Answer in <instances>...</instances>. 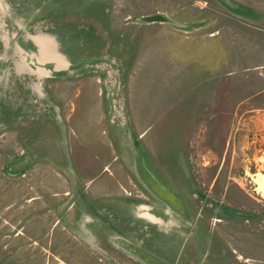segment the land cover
Returning a JSON list of instances; mask_svg holds the SVG:
<instances>
[{
  "label": "rangeland",
  "instance_id": "1",
  "mask_svg": "<svg viewBox=\"0 0 264 264\" xmlns=\"http://www.w3.org/2000/svg\"><path fill=\"white\" fill-rule=\"evenodd\" d=\"M242 4L261 16L247 23L258 21L264 45V0H0V135L5 126L8 130L0 140L18 145L14 160L38 158L31 170L21 172L33 185H18L38 200L19 202L23 195L16 196L17 185L10 179L2 186L0 204L17 200L23 216L0 218V264H128L115 248L128 238L138 247L150 240L149 249L169 262L164 264H176L180 238L174 236L175 227L182 230L184 247L188 242L199 245L193 254L183 249L182 264H199L193 256L202 255L201 243L212 241L221 248L219 255L235 264H264V90L249 97L264 69L245 73L242 81ZM197 18L204 23L199 25ZM149 19L167 22L147 23ZM128 29L140 49L138 59L147 57L145 68L153 81L160 78L161 51L167 48L169 59L179 38L189 44L193 69L204 64L213 44L216 87L187 89L185 96L194 99L198 93L200 105L186 152L196 184L182 217L168 213L153 220L139 214L150 196L134 182L132 189L111 186L107 178L102 184L80 182L95 179L100 171L97 157H104L111 146L104 119L80 112L75 104L79 106L81 94L93 98L101 93L114 100L115 119L109 123L125 124L120 83L127 76L121 71L126 40L121 36ZM208 33L216 35L214 43L197 37ZM189 50L184 48V56ZM245 81H252L250 87H242ZM145 91L160 100L172 92ZM84 101L80 107L87 106L89 100ZM15 126L22 137L15 136ZM163 138L161 156L169 158L168 130ZM30 144L33 154L27 151ZM4 161L0 157V167ZM112 187L113 194L125 198L117 205L100 198ZM112 209L121 216H114ZM228 209L242 220L228 219ZM21 220L23 230L17 224ZM149 260L155 264L157 258Z\"/></svg>",
  "mask_w": 264,
  "mask_h": 264
},
{
  "label": "crops",
  "instance_id": "2",
  "mask_svg": "<svg viewBox=\"0 0 264 264\" xmlns=\"http://www.w3.org/2000/svg\"><path fill=\"white\" fill-rule=\"evenodd\" d=\"M259 19H261L260 15H252L248 12V7L242 4V81L245 79L243 77L245 73L253 72L258 69H264V45L261 39L263 31L257 27L258 21H252V24L247 23L248 20ZM203 20V18H197L196 22L200 25L204 23ZM146 22H158L161 24L167 22V20L149 19L146 20ZM105 24L107 25L108 23H104V25ZM170 24L174 26H181L173 23ZM246 33L252 37L258 34V38L254 37L253 39L250 38L248 40ZM205 35L206 34H203L197 37L201 39L207 37L211 43H214V37H216L214 33H208L206 36ZM121 37L122 39L124 38L126 40V46L123 48V51L121 50V57H124L123 62L125 64V68H121V71L127 73V76L126 78L122 76L123 79L120 83V88L124 90V97H122L121 101L123 103L122 111L124 113L123 118L125 120V124L119 126L114 123H109L115 119V104L111 97L102 96V94L99 93L93 98H86L84 94L80 93L81 96H83V99L79 103V106L78 103L75 105L79 108L80 112H84L86 114L94 113L101 121L104 119L107 129L106 140L109 141L111 146H109L110 148H108V151L104 150V157H102L101 154L99 157H97V160L100 164V171L98 175L95 176V179L93 181H91V179L90 181L80 180V182L87 183L88 181L89 183H99L100 181L101 183L103 179L107 178L106 182L111 184V186L113 185L117 188L124 187L125 189H132L131 186L129 188V185L130 182H134V184L138 185L139 189L145 191L150 196V199L148 200L149 203L145 206L143 204V209L142 207L138 209L140 210L139 214H147L148 218L153 220L166 217L168 213H173L175 217H182V215H184V206L187 208L189 207L188 203L191 201L189 194L193 189V185L196 184L192 179L186 152L189 148L188 146L193 124L198 119L200 105L198 93H196V97L194 99H188L185 96L187 89L199 90L200 88V90H209L216 87L214 75L215 53L213 50V44L211 48V51L213 52L210 53V51L205 54L206 58H204V64L196 67L198 69H193L194 65L191 60L193 56L190 52L191 50H189L187 47L189 44H186L187 46L183 45V42L180 41L181 38H179L176 40L178 44L176 43L173 54L170 55L169 59L167 58L168 55L166 54L167 48L161 51L158 64V74L160 78L159 80L153 81L148 79L146 72L149 69L145 68L147 63L145 59L147 57H143L144 59L142 58V60L140 59L141 57L138 59L140 49L138 50V45H136L134 32H130L128 29L126 34ZM202 47L208 48L207 45H203ZM184 48L189 50L185 56L183 53ZM206 50L208 51V49ZM184 57H186V59ZM136 64L139 67L143 66V68H134L136 67ZM198 72L204 73L205 75L201 76L198 74ZM142 73H144V78L141 77ZM184 75H186V77H181ZM258 77V84L255 86L256 91L250 93V98L258 96L264 90V84H262L264 78L262 75ZM187 79L192 80L185 82ZM246 82L247 81L244 83ZM251 83L252 81L247 82V84L242 85V87H250ZM93 85L95 84L93 83ZM106 86L107 85H103V88H106ZM151 88L171 89L172 92L169 97L165 96L163 100H160L157 94H154V96L150 97V93H148L149 95L146 93L145 89ZM178 89H181L182 93L184 94H180L177 91ZM84 99L89 100L86 101L87 106L80 107L83 105V102H85ZM76 111L79 112L77 108ZM6 127L7 126L4 127L5 134L3 133L0 135V139L1 137H6L3 136L8 133ZM14 129L16 130L15 136L22 137V135H18L17 130L19 129L16 126ZM165 130H168V133L170 134V138H168L169 142L172 139L169 147V152L172 155L169 158H164L165 156H161L160 148L162 140H165L163 138ZM2 142H4V140H0V157H3L6 161H4L5 165L0 167V171H2V177H0V201L1 194L4 193L2 186L10 180L15 181L14 183L17 185L15 186V190L17 191L15 193L16 196L19 194L23 195L19 202L31 203L38 200V197H33L34 194H32V192L29 194H24L22 188L20 189L18 186L20 183L27 185L29 184L31 186L33 185L32 182H26L28 181V178H25L21 172H28L31 170L33 165L38 163V158H33L32 155H28L30 156V159L18 158L17 160H14V158H12V154L17 152L18 145L15 144L12 147L8 146L7 143ZM100 144L103 146V141H101ZM102 146L100 148L101 151L103 148ZM30 149L32 150H26L33 154V147L31 144ZM100 149L96 151H100ZM96 151L87 149L86 153ZM38 152L39 151L36 148L34 155L37 156L36 154H38ZM152 153H155V155ZM7 160L11 168L7 165ZM83 160L84 158L80 157L78 161L80 169L81 167L83 168ZM24 162L25 166L23 167ZM7 168L10 170V172H7ZM120 168L125 170V175H119V172L122 170ZM183 169H187L184 174L182 172ZM17 170L20 171L17 172ZM106 172H108V174ZM19 173H21L20 176ZM7 174H9V176H7ZM10 174H13L14 176H10ZM29 189L32 190V188ZM166 189H169L172 197H167L168 190ZM110 190V193H106L105 195L101 193L100 198L102 201L110 200L111 205H117L119 202L125 200V198L122 199L113 194V192H115L113 187L110 188ZM108 194H110V198L104 197ZM2 200L5 201V198ZM14 202L15 203L9 204L5 203L4 205L0 204V218H6L7 216H14L17 218L18 216L22 219V213L17 212L19 209H22V205L17 200ZM112 213L116 217L121 216L120 213H115L114 209H112ZM230 213L237 215L235 212L228 209L227 212H224L228 219L236 222L242 220V216L238 217ZM31 215L32 214L29 216ZM3 222L5 224L7 223L5 219ZM26 222H28V220H26ZM18 223H20V230H23L22 220L17 222V224ZM160 230V232L163 231L162 228H160ZM174 231V236L177 237L178 235L180 238V243L178 246L176 244L179 253H177L175 263L182 264V260L184 258L183 249H186V252L191 251L193 254L198 250L197 248H199V245L193 242H188L187 246L184 247L181 236V228H178L177 230L175 227ZM143 243L144 244H142V246L138 247L135 246L134 242H131V239L128 238L126 242H122L120 245L115 246L118 251L117 255L126 258L128 264H152V262L149 260L150 256L157 258L155 264L169 263L162 259V255L160 256L159 254H154L151 251L152 249H149L151 248L150 240H146ZM200 246L202 247V255L199 257L193 256V261H198L199 264H235V262H231L230 258H225V255H219V251L217 250H220L221 248L218 249L214 241L211 243L203 242ZM178 256L179 258L177 259ZM239 257H242V250H239Z\"/></svg>",
  "mask_w": 264,
  "mask_h": 264
}]
</instances>
